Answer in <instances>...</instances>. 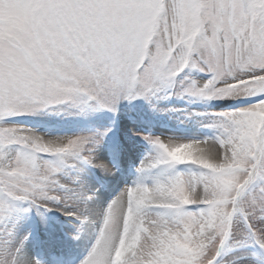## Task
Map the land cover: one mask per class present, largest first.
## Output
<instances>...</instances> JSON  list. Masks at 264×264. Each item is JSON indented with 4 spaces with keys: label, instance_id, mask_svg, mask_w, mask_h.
Returning a JSON list of instances; mask_svg holds the SVG:
<instances>
[{
    "label": "snow or ice",
    "instance_id": "1",
    "mask_svg": "<svg viewBox=\"0 0 264 264\" xmlns=\"http://www.w3.org/2000/svg\"><path fill=\"white\" fill-rule=\"evenodd\" d=\"M187 69L210 76L193 81L191 95L255 98L220 114L214 149L201 151L225 166L171 158L183 144L209 142L152 140V167L201 171L124 189L82 264H220L233 238L264 249V0H0V226L16 202L51 210L61 166L93 159L87 137L53 149L3 121L76 98L115 111L121 100L171 85ZM190 234L198 245L193 256L176 249L162 256L170 236ZM0 264L40 261L22 260L18 248L0 243Z\"/></svg>",
    "mask_w": 264,
    "mask_h": 264
},
{
    "label": "rangeland",
    "instance_id": "2",
    "mask_svg": "<svg viewBox=\"0 0 264 264\" xmlns=\"http://www.w3.org/2000/svg\"><path fill=\"white\" fill-rule=\"evenodd\" d=\"M209 78V75L197 70L187 69L171 85L158 84L141 97L121 100L115 111L100 108L85 98H76L52 107L38 105L29 109L28 114L3 121V126L14 127L18 134L35 139L53 149L71 138L87 137L90 141L89 154L93 159L91 163H85L82 159L71 158L61 166L57 175L59 185L51 189V193L59 197V202L50 201L48 208L51 210L37 207L30 202L14 203L6 223L0 226V243L7 244L13 250L22 244H31L33 260H38L40 255L46 259L49 255L55 254L42 223L51 224L59 237L69 243L78 240L81 228L87 221L82 216L81 209L89 200L88 183L102 191V194H107L106 183L112 180L115 184L117 181L111 177L122 175L124 181L120 182L121 186L109 192V197L114 198L129 187L131 181L127 179L137 178L141 180L142 186L151 187L157 180L172 175L199 174L201 170L193 165H180L175 169H166L164 166L152 167L158 158V151L152 140L190 139L206 142L207 139L211 140L212 136L216 138L218 135L216 125L220 120V114L248 106L255 101V98L235 97L209 100L191 95L187 91L193 81H206ZM244 83L246 81L225 85L220 91L230 93ZM25 125L35 126L27 127L30 133L35 131L37 135L60 140L51 145L36 137H29L28 131L20 128ZM199 154L188 148L176 149L170 153L173 160L181 163L198 162L206 168H214L217 164L221 168L225 166L222 161L203 159ZM42 158L56 159L48 155ZM183 198L185 202L189 200L188 196ZM106 209L103 210L97 229L93 231L94 237L98 235ZM237 235H241L239 230ZM197 246V239L193 234L173 235L164 242L161 254L167 256L170 251L176 249L191 257L196 253ZM245 254H251L257 260L254 264H264V249L246 238L230 240L220 258V264H239L231 258H241ZM238 261L241 262L242 259Z\"/></svg>",
    "mask_w": 264,
    "mask_h": 264
},
{
    "label": "bare ground",
    "instance_id": "3",
    "mask_svg": "<svg viewBox=\"0 0 264 264\" xmlns=\"http://www.w3.org/2000/svg\"><path fill=\"white\" fill-rule=\"evenodd\" d=\"M29 125L25 126H20L23 131H28L27 127ZM31 128H35V126H29ZM35 132V131H34ZM30 133L28 131L27 135L29 137H36L39 140L44 141L45 143L51 144L56 143L60 139L58 138H46L43 137L42 135H37L35 133ZM63 139V138H61ZM215 140L214 136H212L211 140L207 139L206 142H209L206 145H199L195 146L192 144H183L179 149L181 148H188V150L191 151H196L197 155L200 153L202 149L208 148V149H214V145L211 143ZM190 139H185L180 142H190ZM218 149V145H216ZM222 151V150H221ZM199 154V155H200ZM201 157V155H200ZM210 160V159H208ZM213 162H220L219 159H211ZM121 173V171H120ZM116 175L118 173H115ZM115 179L117 182L113 184V181L107 182L106 183V190L107 194H102L100 190H97L94 185H91V183H88L87 186V192L89 193V200L85 202L84 205H82L81 209V214L82 216L87 220L84 223V227L81 228L80 232V237L78 240L75 242H67L66 240H63L62 238L59 237L56 229L49 223L43 222L42 226H44L45 233L48 235V238L52 244V247L54 249V254L55 255H49L46 259L42 256L38 258V261L42 264H69V262H72L74 264H82V262L85 260L86 256H88L89 252L91 251L92 247L95 244V241L97 239V236L94 237L93 231L97 229V224H99V220L101 219L102 213L104 212L103 210L107 208L110 203L116 199L123 191H121L117 196L112 198L111 196L109 197V192L113 191L116 188H119L120 182L124 181L122 178V175L118 177H111V179ZM131 181L129 183V187H137V186H142L141 180L135 178L134 180H129ZM95 188V190H94ZM95 222V223H94ZM40 224V221H39ZM87 224V225H86ZM32 245L31 244H22L18 249L20 251V257L21 259H32L33 256L31 254L32 250ZM119 255V253H118ZM44 258V259H43ZM232 261L237 262L239 264H251L254 262L256 263L257 260L252 257L251 254H245L243 257L238 258V257H232ZM239 259H242V261H238Z\"/></svg>",
    "mask_w": 264,
    "mask_h": 264
}]
</instances>
